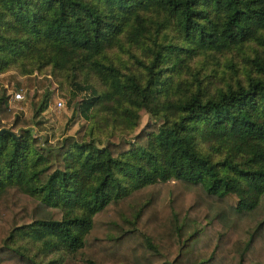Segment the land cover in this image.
I'll return each mask as SVG.
<instances>
[{
    "label": "trees",
    "instance_id": "1",
    "mask_svg": "<svg viewBox=\"0 0 264 264\" xmlns=\"http://www.w3.org/2000/svg\"><path fill=\"white\" fill-rule=\"evenodd\" d=\"M46 69L87 126L0 86V264H264V0H0V74Z\"/></svg>",
    "mask_w": 264,
    "mask_h": 264
},
{
    "label": "rangeland",
    "instance_id": "2",
    "mask_svg": "<svg viewBox=\"0 0 264 264\" xmlns=\"http://www.w3.org/2000/svg\"><path fill=\"white\" fill-rule=\"evenodd\" d=\"M0 86L7 88L8 93L13 91L24 93L22 101H13L11 105L21 108L20 110L28 118H32L43 95L45 93L50 95L47 109L36 117L37 123L31 127L35 135L50 141L68 135L78 139L83 136L87 121L76 111V105L85 93L77 92L73 97V90L63 74H52L46 69L45 72L22 76L10 70L0 74ZM59 102L62 103L61 106L58 105ZM145 121L146 117L143 118V123ZM39 213L45 214L42 209Z\"/></svg>",
    "mask_w": 264,
    "mask_h": 264
},
{
    "label": "built area",
    "instance_id": "3",
    "mask_svg": "<svg viewBox=\"0 0 264 264\" xmlns=\"http://www.w3.org/2000/svg\"><path fill=\"white\" fill-rule=\"evenodd\" d=\"M23 99H24V93H22L21 91H16V92L13 91V92H11V97H10V99H9V102H10V105H11V102H13V101H18V102H20V101H22ZM58 105L61 106L62 103L59 102ZM19 109H21V108H19Z\"/></svg>",
    "mask_w": 264,
    "mask_h": 264
},
{
    "label": "water",
    "instance_id": "4",
    "mask_svg": "<svg viewBox=\"0 0 264 264\" xmlns=\"http://www.w3.org/2000/svg\"><path fill=\"white\" fill-rule=\"evenodd\" d=\"M5 131V129H0V133H2V132H4Z\"/></svg>",
    "mask_w": 264,
    "mask_h": 264
}]
</instances>
